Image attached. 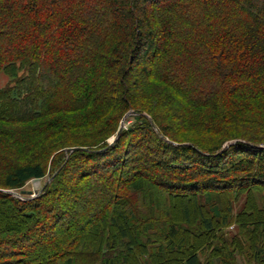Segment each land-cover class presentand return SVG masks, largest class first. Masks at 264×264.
<instances>
[{
  "label": "trees",
  "instance_id": "trees-1",
  "mask_svg": "<svg viewBox=\"0 0 264 264\" xmlns=\"http://www.w3.org/2000/svg\"><path fill=\"white\" fill-rule=\"evenodd\" d=\"M2 78L0 264H264V0H0Z\"/></svg>",
  "mask_w": 264,
  "mask_h": 264
},
{
  "label": "rangeland",
  "instance_id": "rangeland-1",
  "mask_svg": "<svg viewBox=\"0 0 264 264\" xmlns=\"http://www.w3.org/2000/svg\"><path fill=\"white\" fill-rule=\"evenodd\" d=\"M150 12L152 11V5L151 4H148L146 6ZM154 27H157L156 24L154 23ZM158 38H159V42H161L162 38H163V35L160 34L158 35ZM148 62L150 64L153 63V57H149L148 59ZM147 63V62H145ZM145 63H144V66H145ZM143 67L142 63H137L135 66H133V71L138 74V72L140 71V69ZM8 80L6 78H2L0 80V87L5 85V83L7 82ZM134 123V119L133 118H129V116L124 119L121 123V127H120V131L123 130V129H129L130 126ZM114 140V138H112L110 141L112 142ZM230 142V141H229ZM232 143H234L233 141H231ZM156 145L157 144H154V149H156ZM227 146V143L226 145ZM264 146V145H263ZM228 147V146H227ZM236 155V154H235ZM234 155V156H235ZM232 157V158H235V157ZM162 157V156H161ZM160 157L158 158H155L154 157V160L155 159H159ZM229 161V160H228ZM158 173V171L156 172ZM50 177L48 175V177L44 178V179H40V180H31L30 182H28L22 189L16 191V190H4V192L6 193H9L11 194L12 196L16 197V198H23V199H28V198H33V197H36L38 196L42 190L44 189V186L46 185V183L49 181ZM3 191V190H2ZM259 200H261V195L259 196ZM241 204H242V200L239 202L238 206L236 208H240L241 207ZM1 205V204H0ZM7 207H0V220H1V216L3 217H6V216H10L11 215V212L9 209H6ZM9 210V211H8ZM4 214V215H3ZM84 230L82 232L85 231V229L89 228V225H84ZM204 253L201 255L202 259H205L206 255L203 256ZM240 260V258H239ZM244 264V263H242Z\"/></svg>",
  "mask_w": 264,
  "mask_h": 264
},
{
  "label": "water",
  "instance_id": "water-1",
  "mask_svg": "<svg viewBox=\"0 0 264 264\" xmlns=\"http://www.w3.org/2000/svg\"><path fill=\"white\" fill-rule=\"evenodd\" d=\"M232 144V142H229L228 144H227V146H230Z\"/></svg>",
  "mask_w": 264,
  "mask_h": 264
}]
</instances>
